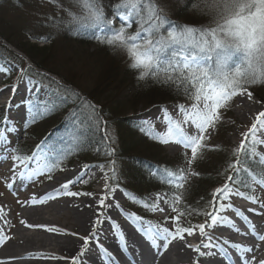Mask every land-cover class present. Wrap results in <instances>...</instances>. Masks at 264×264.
Masks as SVG:
<instances>
[{
    "label": "snow or ice",
    "instance_id": "snow-or-ice-1",
    "mask_svg": "<svg viewBox=\"0 0 264 264\" xmlns=\"http://www.w3.org/2000/svg\"><path fill=\"white\" fill-rule=\"evenodd\" d=\"M65 12V17H49L45 15L43 19L38 20L41 26H56V23L64 24L66 27L71 25L72 30L79 32L81 29L89 30L91 38L98 43L103 44L113 53L122 52L127 55L131 70L138 72L136 76L137 83L151 79L154 84L168 88L177 95L186 97L189 104H177L174 107L178 110L177 118H173L167 108H162L161 123L164 125L163 131L157 130L149 121L144 120L139 126V131L145 133L151 140L159 145H179L185 149V159L189 168L194 161L202 156L205 150H223L216 146L207 144L210 138V131L217 129L222 121V111L231 107V103L236 96L243 97L245 94L251 100L253 93L249 87L264 83V0H181L187 9L194 11L207 12L211 14V23L208 25H174L165 28L170 24L166 15V6L161 0H118L112 5V12L105 11L101 0H70L80 11L74 12L71 8H64L59 0H48ZM118 20V23H117ZM133 23L137 25L135 32H130ZM0 68V71H3ZM21 79L26 74L25 69H21ZM29 83L32 79L29 78ZM2 91V90H0ZM15 91V86L13 87ZM70 91V90H69ZM64 102L68 100L65 96ZM27 105V111L31 116L32 122L38 121L44 117L47 112L55 108V103L49 102L39 104L31 99L24 102ZM91 112H81L80 116L73 117L72 137L67 146V150H60L57 154L55 148L45 149V142L36 146V150L29 154H24L22 149H11L14 153L11 155L13 161V174L26 177L29 181L38 176H47L52 179V174L56 170H63L60 165L65 156L73 150H79L85 136V129H91L94 126L97 130H102L104 135L102 140L105 144L104 154L112 156L115 149L110 147L113 143L108 134L106 123L101 121L95 115L96 109L91 105ZM12 122L5 115L0 117V142L7 143L6 133L11 131ZM147 125V126H145ZM264 111L255 115L254 122L246 132L241 133L243 137L238 147L234 148L227 164L226 182L215 189L212 194L211 211L196 212V215L206 216L204 223L191 224L183 226L179 223L181 217L193 214L191 209L179 210L178 205L183 201V192L186 191L187 181L186 169L151 168L149 172L152 176H158L162 183L169 186L172 192V198L157 195V202H145V208L151 211L163 212L158 201L163 200L169 204L173 212L177 215L165 217V222L172 220L174 228L162 227L160 224H149L144 227V218L136 213L127 215L129 222L136 227L146 240L150 243L156 254L162 255L159 251L162 248L167 250L174 240H184L185 234L194 235L197 231L199 235L206 239L203 240L193 251L198 257H215L211 249H216L227 259L228 264H233V257L223 246L212 242V237L206 229H213L218 225H229L236 228L235 222L227 216L220 215L221 212L232 210L241 220L247 222L251 233L259 241H264V235L257 233V230L249 218L239 209L233 208L231 203L225 204L223 201L229 200L233 195L244 197L252 204H259L264 208V202H261L256 195L241 191V188L254 191L247 179H241V174H246L247 178L255 183L264 186V156H259L256 149L264 145ZM63 143V141H62ZM98 152L100 148L96 149ZM190 150L191 157L187 156ZM19 153V154H16ZM55 159H51V158ZM8 158V157H5ZM30 162L34 166L30 167ZM115 160L110 161L109 171L112 178L115 179L116 168ZM257 165L259 171L253 168ZM93 165H85L81 173L74 180H69L62 184L54 194H47L45 197L31 199L32 204H43L48 200H54L59 195L77 196L80 193L70 190V185L84 182V176ZM103 168V165H95ZM20 171L17 173V169ZM107 174V173H106ZM191 175H199L192 172ZM231 182V186L229 184ZM8 188L11 183L6 182ZM107 192L115 189L108 184L105 185ZM91 195L90 193H84ZM2 195V194H0ZM103 197L99 201L100 208H108L110 205L105 203ZM115 207L120 209L119 202ZM121 211H123L121 209ZM249 212L254 209L249 208ZM2 212V209H0ZM260 215V213H257ZM103 217V218H102ZM110 225V231L115 235L116 230H120L118 238L122 247L118 250L128 251L127 237L120 226L112 221L110 217L104 216L103 212L97 213V218L93 224V230L86 237H80L83 240L80 256H83L89 250L90 242H94L100 253L108 261V264H117L116 258L101 243L102 233L98 231L105 222ZM49 231L58 232L56 228H50ZM239 232L240 229L236 228ZM66 234V233H65ZM246 234V233H245ZM8 239L0 234V244ZM230 248L239 254L240 264H252V261L246 258L245 253L253 251L252 247H245L237 243L224 241ZM192 248L191 245H187ZM258 247V245H257ZM201 249H208L205 252ZM136 264L131 255L127 257ZM255 260V257L252 258ZM73 264H81L78 257H72ZM199 264V261H197ZM264 264V260L260 261Z\"/></svg>",
    "mask_w": 264,
    "mask_h": 264
},
{
    "label": "rangeland",
    "instance_id": "rangeland-1",
    "mask_svg": "<svg viewBox=\"0 0 264 264\" xmlns=\"http://www.w3.org/2000/svg\"><path fill=\"white\" fill-rule=\"evenodd\" d=\"M101 2L105 11L110 14L112 12V5L116 4L118 0H101ZM161 2L166 6V15L171 22L165 28H170L174 24L190 25L184 22V19L182 20L177 17L180 13L184 17L191 19L193 23L191 26L208 25L211 23L210 13L187 9L181 3V0H161ZM59 3L64 8H71L74 12L80 11L75 4L70 3V0H59ZM45 15H48L50 18L65 17V12L55 4L49 3L48 0H0V35L4 39L10 38L12 42V44H9L0 38V68L4 69L0 71V89L11 85L5 95H0V117L6 115L12 122V130L6 133L7 143L0 142V194H2L0 195V206L4 209V218L7 219H3L4 222L0 226V229L5 232V228L7 229L12 226L10 225V220L13 213L20 209L26 196L28 197L34 192L44 189L48 183L63 173L72 170L73 172H81L85 165H93V167L87 171L89 173H86L84 176V182H78L69 186L71 191L80 193V195L74 197L60 195L57 201L65 197L78 200L85 195L84 193H90L92 191H98L103 194L104 187L108 184L115 189L114 191L121 194L119 202L123 210L122 212L126 215L136 213L140 217H143L146 227L149 224H160L162 227L173 229L174 225L172 220L168 223L163 220L165 217L177 215V212L171 210L169 204H166L163 200L158 201L160 207L164 208L163 212L151 211L143 206L145 202H157V195L164 196L166 193L162 192L160 188H156L155 190V187H153L154 189L152 187L136 188L127 177L128 168L134 165L136 157H141L140 155L143 154L154 156L158 161H162L159 164L163 167L187 170L185 173L188 177L185 184L186 191L183 192L184 201L178 206V211L191 209L193 214L181 217L179 223L183 226H187L189 223H204L206 216L196 215L195 213L197 211L203 213L212 210L210 203L212 201V194L219 185L207 193L203 192L202 186L198 189H194L193 186L197 184L199 178H208L209 180L215 181L223 179L225 173L229 171L227 170V164L230 159H234V157H231L232 150L239 146L243 138L241 133L246 132L251 126V124L248 126L244 123L240 124V118L234 112V103L237 96L230 102L231 107L229 109L221 110L222 121L216 130L210 131V138L207 141L208 145L216 146V148L223 150H205L202 156L194 161L191 168H189L184 155L185 149L176 145L175 150L171 151V145H159L145 133L139 131V126L142 121L146 120L145 116L148 112L168 107L169 109H173L175 114L178 115V110L174 105H187L190 101L184 96H181L180 99L166 101L167 97L165 96L159 100V103H156L153 100L159 96L160 89L155 90V88H150L152 83L151 79L140 83H137L136 80L135 82L137 84H128L127 80L129 79L125 78L123 74L126 69L131 70L128 67L129 60L126 54L122 52H116L114 54L109 47L103 49L102 44L78 46L74 42V37L80 35L81 32L84 33L85 29L76 32L72 30L71 25L66 27L64 24L58 22L56 26H41L38 20L43 19ZM135 26L136 31L137 25ZM25 41L35 44L38 47H48L49 50L44 53L45 62H48L51 68L61 77L45 74L51 82L50 80H44L42 82L43 84L35 78H31L30 73H26L21 79V69L27 71L31 69L35 72H40L26 57L29 60V63H27L25 58L20 56L23 54L13 46H17ZM6 45H9L11 48H7ZM14 57L20 61H17ZM132 71L136 72L137 76L138 72L136 70ZM29 78L32 79V83L28 82ZM67 81L68 83H73L75 87L68 85ZM113 82L114 84H112ZM14 86L15 91H13ZM115 87L116 90L112 92L111 89ZM135 87L138 89V94L141 95V99L137 97L136 100L147 98L150 101L147 106H139L134 110L130 108L124 109L123 115L120 116L121 118H117V122L115 121V123L103 118L101 119L100 117L99 119L106 123L108 134L112 141H114L110 144V147L115 149V156L117 145L115 144V140L119 137H125L127 133H131L138 140L137 146L139 150L136 154H129L120 158H113L114 155L107 156L104 154L106 146L103 142L102 146L96 145L93 148V154L89 158H75V160L69 161L70 163H67L64 167L61 164L60 166H62L61 168L63 170L53 173L51 180L46 175L35 177L31 181L26 177L20 176V178H23V181L18 183L22 179H18L19 175L14 176L13 174V161L10 157L14 153L11 152V149L19 148L23 150L24 154L30 155L36 150V146L40 145L43 141L45 143L48 142L45 145V149L52 147L49 146L50 144L53 146L57 145V142L59 143L57 135L60 131L56 130V128L60 126L62 121L67 123L66 119L72 120L71 118L74 116H80L81 112H91L85 103L87 107L79 106L80 101L83 99L82 92L91 94L94 91L96 97L115 98L113 102L118 107H120L119 105L127 107L128 104L132 108L133 103L129 102V97ZM249 91L253 93L252 102L255 103L258 109L264 111V107L261 105V103L264 105V83L250 86ZM170 92L173 96H177V94H174V91ZM65 96H68L66 102L63 99ZM29 99L41 105L53 102L56 106L47 112L44 117L36 122H32L31 116L27 111V105L24 103ZM92 105L94 108L96 107V111L99 110L97 106ZM96 114L98 117V113ZM147 121L155 126L157 130H165L160 118L158 120L152 119ZM65 127L66 125H64V130ZM72 129L73 123L65 130L66 136H69V138L72 137ZM92 130L99 132L101 138L103 137L104 132L102 127L101 130H97L95 122ZM235 131H239L237 136L234 135ZM87 132L90 131L86 128L84 136ZM85 138L87 137L85 136ZM94 140L95 138H91V141ZM97 147L100 148L99 152L96 150ZM256 153L259 156H264V153L260 151L259 147L256 149ZM156 156L159 157L156 158ZM187 156L189 158L191 157L190 150L187 151ZM162 157L164 160L161 159ZM112 160L116 162L115 179L112 178V173L109 171L111 167L110 161ZM175 162H178V164L174 165ZM95 165H103L104 167H95ZM32 166L34 165L30 162V167ZM253 168L257 172L259 171L257 165H253ZM16 171L18 173L20 169L18 168ZM192 172L199 173V175H191L190 173ZM243 174H241L240 178L247 179V182L254 188V191L250 189H244V191L248 192V194L256 195L261 202H264V186L255 183L252 179L247 178L246 174ZM6 182L11 183L12 187L8 188ZM163 188L165 187L163 186ZM196 193L200 197L192 200V195ZM233 197L240 204H243L246 209L252 208L255 214L260 213L261 216H264L263 209L259 204H247L240 196L233 195ZM167 198L171 200L172 196H167ZM225 201L223 202L225 203ZM45 217L53 224H62L61 222L58 223L56 216L51 213ZM256 218L253 217V221L258 223ZM259 224L264 226L262 220L259 221ZM185 236L188 235L185 234ZM248 242L255 244L252 239H249ZM231 256L235 257L233 253H231Z\"/></svg>",
    "mask_w": 264,
    "mask_h": 264
},
{
    "label": "bare ground",
    "instance_id": "bare-ground-1",
    "mask_svg": "<svg viewBox=\"0 0 264 264\" xmlns=\"http://www.w3.org/2000/svg\"><path fill=\"white\" fill-rule=\"evenodd\" d=\"M10 87L11 85L0 89L2 90L0 91V95H5ZM261 105L264 107L262 103ZM164 108L168 109L173 118H177L178 115L175 114L173 109ZM260 111L262 109H258L255 103L252 102V99L249 100L247 98L246 94L243 97L239 95L236 97L234 112L240 118V124L244 123L247 126L252 124L255 115ZM162 115L161 109L155 110L148 112L145 119L158 120ZM238 132L235 131L234 135L237 136ZM262 138H264V134H262ZM169 145H171V151H174L176 145ZM258 147L264 153V145ZM80 173L73 172V170L63 173L48 183L44 189L38 190L28 197L26 196L20 209L13 213L10 220V225L12 226L7 229L5 228V232L0 229V234L8 238L0 244V264H73L72 257H78L81 264H108L107 259L103 257L94 242H90L88 246L89 250L83 256L79 255L83 246V240L80 237L88 236L93 230V224L98 212H103L104 216L110 217L112 221H115L127 237L128 251L122 253L118 250L119 247L123 246L118 239L120 237V230H116L115 235H113L107 221L98 229L102 233L100 243L113 254L117 260V264H132V260L127 258L129 254L136 264H197V261H199V264H228L223 254L219 253L216 249H211L215 253L214 258L197 256L193 248L201 243L202 240L205 243L208 242L199 235L198 231L192 236H185L184 240H174L167 250H163L161 245L159 251L163 254H156V251L151 248L146 238L137 231L136 227L126 218L127 215L121 211V204L119 202L121 194L117 191L107 192L105 187L103 194L98 191H92L90 192L91 195H83L78 200L65 197L57 201L59 195L54 199L55 201L49 202L48 200L43 204L31 203L33 197L39 199L40 197H45L47 194H54L62 184L76 179ZM90 174L93 175L92 172ZM18 177V179L22 180L20 182L16 180V182L21 183L23 178ZM103 197H107L105 203L110 205V207L100 208L99 201ZM117 202H119L120 209L115 207ZM227 202L231 203L233 208L239 209L249 218L258 234L264 235V226L259 224L261 220L264 222V216L257 215L254 211L249 212L248 209L236 205L232 197ZM0 209H2V212H0L1 226L4 222L3 219L6 218H4V209L1 206ZM262 209L264 213V208ZM49 213L55 215L58 223L61 222L62 224L56 225L49 221L45 217ZM220 215L227 216L230 220L234 221L236 228H239L240 231L237 232L236 228H232L229 225H218L213 229H206L212 237V242L223 246L230 255L231 253L235 255L233 257V264H240L239 254L236 250L230 248L228 244H225V240H228L229 243L252 247L253 251L244 255L252 261V264H260V261L264 260V241H259L251 233L247 222L241 220L234 211L228 210L221 212ZM253 217H257L258 223L253 221ZM143 226L146 227L145 224ZM50 228H56L59 231H49L48 229ZM249 239H252L255 244H250L248 242ZM187 245H191L192 248ZM201 250L205 252L209 251L208 249ZM253 257H255V260H252Z\"/></svg>",
    "mask_w": 264,
    "mask_h": 264
},
{
    "label": "trees",
    "instance_id": "trees-1",
    "mask_svg": "<svg viewBox=\"0 0 264 264\" xmlns=\"http://www.w3.org/2000/svg\"><path fill=\"white\" fill-rule=\"evenodd\" d=\"M116 1V0H113ZM111 14V12H110ZM179 18H181L184 22H186L187 24H193L191 22L190 18L184 17L181 13L179 16H177ZM136 24H133L131 29H129L130 32H135V26ZM174 25H182V24H174ZM173 25V26H174ZM0 38L4 39L1 35ZM6 42H8L9 44H12L10 38L8 39H4ZM74 42H76L78 44V46H91V45H96V44H100L98 43L96 40L91 38V33L89 30H84V33H80V35H77L74 37ZM14 48L19 51L20 53H22L25 57H27L30 62L35 66V68H37L38 70H40V72H35L34 70H26V73H30V77L31 78H35L36 80H38L41 84H43L42 82H44V80H50L45 74H51V75H55L60 76L58 73H56L51 66L49 65L48 62H45V51L49 50L48 47H38L35 44H31L29 42H21L19 45H13ZM103 49L107 48V46L103 45ZM17 61H20L19 59H17L16 57H14ZM125 78L129 79L128 84H137L136 81V72H133L132 70H125L123 72ZM61 77V76H60ZM134 77V79H133ZM51 82V80H50ZM68 83V81H67ZM151 83V80H150ZM114 84V82L112 83ZM116 84H118V82H116ZM68 85L75 87L73 85V83H68ZM117 87V86H116ZM116 87L113 89H111L112 92H114L116 90ZM150 88H155V90L160 89L159 91V96L155 97L153 101H155L156 103H159V100H161V98L163 99V97H167L166 101H172L174 99H180V97L182 95H174L170 92L172 90L162 87L158 84H154L153 82L150 85ZM170 90V91H169ZM176 94V93H174ZM83 99L80 101L79 106L81 107H85L86 105H91L93 107L92 104H94L95 106H97L99 108V110L96 111V113H98V117H100L101 119H106L112 123H115L116 119L119 118L120 116L123 115V111H125L124 109L126 108H130V109H136L137 107L141 106H147L148 103L150 101H148L147 98H144L142 100L141 99V95L138 94V89L137 87H135L131 94H130V100L129 102L133 103L132 107H129L127 104V107H123V105H119L120 107L117 106V104H115L113 101H115L114 99H110L108 97L106 98H99L95 96L94 91L91 94H87V93H83ZM137 97H140L139 100H136ZM170 97V98H169ZM148 101V102H147ZM86 105H85V104ZM84 104V105H83ZM115 104V105H114ZM117 106V107H116ZM126 106V105H125ZM87 107V106H86ZM89 108V107H88ZM87 108V110H88ZM94 108V107H93ZM96 108V107H95ZM79 109V107H78ZM121 109V110H120ZM90 111H92V108H89ZM95 113V115L97 116V114ZM121 118V117H120ZM72 120H67V123L62 121V123L60 124V126L58 128H56V130L60 131L58 132L57 135V139H59V143L57 142V145H49L52 147H48V148H55L57 150V154L59 153L60 150H67V146L71 140V138H69V136H66L65 130L69 128V125H71L73 123V118H71ZM117 122V121H116ZM62 125V126H61ZM64 125H66L65 130H64ZM89 130V129H88ZM90 132H87V134L85 135L87 138L84 139L83 143L81 144L79 150H73L71 153H69L67 156L64 157L63 161L61 164H63V167L68 163H70L69 161H72L73 159L75 160V158H82V159H86L89 158L91 154H93V148L96 145H103V140L101 138V134L99 132H95L94 130H92V128L89 130ZM91 138H95L94 141H91ZM56 140V139H55ZM63 141V143H62ZM115 144L116 145V156L114 155L113 158H120L129 154H136V152L139 150L138 146H137V142L138 140H136V138L131 134V133H127L125 134V137H119L117 140H115ZM44 142V141H43ZM42 143V142H41ZM40 143V144H41ZM48 142L45 143V145H47ZM47 148V149H48ZM141 157H136L134 165H132L131 167L128 168L127 170V177L130 180V182L132 183L133 186H135L136 188H145V187H155L156 188H160L162 192H165L166 194H168V197L172 196V192H174V189L169 188V186L165 183L161 184V181L159 179L158 176H152L149 172V169L151 168H163V166H161L159 163L162 161H158L157 159L154 158V156H147L145 154L140 155ZM159 156H156V158ZM51 159H55L54 157ZM162 160H164V158H161ZM175 164H178V162H175ZM62 167V166H60ZM59 170H56L55 172H58ZM54 172V173H55ZM229 174V171H227L225 173V175L223 176V179H220L219 181H215V180H209L208 178H199L197 184H195V186H193L194 189H198L199 187L202 186V190L204 193H207L209 190H211L212 188H215L218 185H222V183L227 180V175ZM244 175V174H243ZM204 184V185H203ZM161 185V186H158ZM165 188H163V186ZM148 189V188H147ZM154 189V188H153ZM243 188H241L242 190ZM198 197H200V195L198 193L192 195L191 199L195 200ZM184 201V200H183ZM184 203V202H183ZM179 206V205H178Z\"/></svg>",
    "mask_w": 264,
    "mask_h": 264
},
{
    "label": "water",
    "instance_id": "water-1",
    "mask_svg": "<svg viewBox=\"0 0 264 264\" xmlns=\"http://www.w3.org/2000/svg\"><path fill=\"white\" fill-rule=\"evenodd\" d=\"M7 48H11L9 45H6ZM22 58H25L26 62L29 63V60L26 59V57H24L23 55H20Z\"/></svg>",
    "mask_w": 264,
    "mask_h": 264
}]
</instances>
